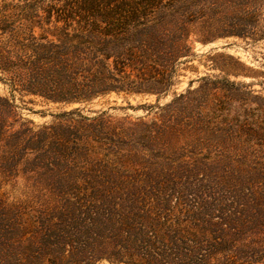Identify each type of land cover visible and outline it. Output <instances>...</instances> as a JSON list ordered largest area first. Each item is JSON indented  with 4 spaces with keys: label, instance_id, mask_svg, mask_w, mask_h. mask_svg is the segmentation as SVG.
<instances>
[{
    "label": "trees",
    "instance_id": "1",
    "mask_svg": "<svg viewBox=\"0 0 264 264\" xmlns=\"http://www.w3.org/2000/svg\"><path fill=\"white\" fill-rule=\"evenodd\" d=\"M222 1H252L238 17L260 26L264 0ZM205 2L4 0L0 80L12 96L65 105L113 92L159 99L176 83ZM183 98L172 113L187 110ZM207 101L194 106L196 123L209 117L227 144L228 171L214 185L108 171L29 175L52 187L11 201L0 191V264H264V104L220 102L206 117Z\"/></svg>",
    "mask_w": 264,
    "mask_h": 264
},
{
    "label": "rangeland",
    "instance_id": "2",
    "mask_svg": "<svg viewBox=\"0 0 264 264\" xmlns=\"http://www.w3.org/2000/svg\"><path fill=\"white\" fill-rule=\"evenodd\" d=\"M200 7L205 13L193 26L189 55L181 59L171 92L159 99L113 92L89 103L65 105L31 94L12 96L0 80V191L11 201L49 190L51 183L28 178L39 173L108 171L151 174L162 183L211 185L224 177L227 144L206 113L220 102L226 107L236 100L252 108L264 104V39H258L264 8L255 27L238 17L253 9L252 1L239 6L206 0ZM181 94L179 107L187 108L182 116L169 107ZM204 100L207 118L196 123L199 109L194 106Z\"/></svg>",
    "mask_w": 264,
    "mask_h": 264
}]
</instances>
